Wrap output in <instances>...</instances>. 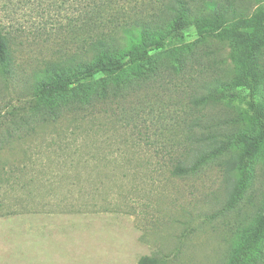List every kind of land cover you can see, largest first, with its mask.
I'll list each match as a JSON object with an SVG mask.
<instances>
[{
  "label": "rangeland",
  "instance_id": "374dc122",
  "mask_svg": "<svg viewBox=\"0 0 264 264\" xmlns=\"http://www.w3.org/2000/svg\"><path fill=\"white\" fill-rule=\"evenodd\" d=\"M171 1L115 0V20L161 11L166 20ZM185 1L201 12L208 0ZM216 1L236 12L228 25L246 28L259 14L264 24V0ZM76 2L0 0L13 55L0 72V264H137L144 255L159 264H264V240L241 250L264 215V144L243 169L240 197L227 203L237 135L256 132L238 79L243 34L190 35L146 66L97 76L88 103L80 88L41 97L37 73L73 47ZM229 82L236 98L220 93ZM257 99L264 105V81ZM220 142L226 148L193 173H173L188 152Z\"/></svg>",
  "mask_w": 264,
  "mask_h": 264
},
{
  "label": "trees",
  "instance_id": "16d2710c",
  "mask_svg": "<svg viewBox=\"0 0 264 264\" xmlns=\"http://www.w3.org/2000/svg\"><path fill=\"white\" fill-rule=\"evenodd\" d=\"M75 1L78 11H72L67 24L72 34L73 47L67 48L65 53L45 64L37 73V93L41 97L51 99L55 95L80 88L84 91L85 103H88L99 94L89 88L97 76L112 78L129 68L146 66L153 52L163 50L170 44L176 45L190 35H201L218 29H222L226 34H243L239 50L241 72L238 79L246 91L244 104L256 125V132L239 133L237 143L240 152L234 160L227 161L231 180L227 203L233 205L243 190L246 178L243 169L264 144V105L257 99L259 83L264 81L263 14L248 20V27L238 29L228 25L231 17L237 18L230 5L208 0L203 10L197 12L185 0H173L164 5L166 20L160 19L161 11L149 20L128 22L115 20V17L122 14V9L115 0ZM191 24H197V27L189 32ZM10 33L0 20L1 73H8L13 63ZM218 86L221 95L228 99L236 98L239 94L234 82L220 83ZM225 148L226 143L220 142L202 150H192L191 155L188 152L187 158L177 162L172 171L176 175L193 173ZM236 170L240 171L237 176L234 173ZM263 240L264 215L258 226L244 236L241 250L250 251ZM137 264H159V261L155 256L144 255L139 258Z\"/></svg>",
  "mask_w": 264,
  "mask_h": 264
}]
</instances>
